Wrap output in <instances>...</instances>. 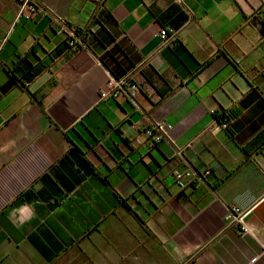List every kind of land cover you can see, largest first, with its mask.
<instances>
[{"label": "crops", "instance_id": "obj_1", "mask_svg": "<svg viewBox=\"0 0 264 264\" xmlns=\"http://www.w3.org/2000/svg\"><path fill=\"white\" fill-rule=\"evenodd\" d=\"M0 264H264V0H0Z\"/></svg>", "mask_w": 264, "mask_h": 264}, {"label": "built area", "instance_id": "obj_2", "mask_svg": "<svg viewBox=\"0 0 264 264\" xmlns=\"http://www.w3.org/2000/svg\"><path fill=\"white\" fill-rule=\"evenodd\" d=\"M23 2L25 0H19ZM33 9V7H31ZM83 34L74 33L72 37H69L66 41L68 46L71 48L72 52L79 51L85 44L83 39ZM160 38L162 40L163 46H174L178 43L177 32L169 27H163L160 31ZM128 89L130 91H136L137 87L130 78H116L114 77L107 84V89L101 92V98H116L124 93H127ZM229 122H223L221 125L224 129L229 128ZM172 129V125L165 122H158L148 126L144 130L145 136H147L151 145H156L161 143L164 139L169 138V132ZM173 177L178 185L183 189L191 188L196 180H202L211 175L209 170H205L202 173H195L192 170H173ZM247 212L242 211L238 207H233L226 216V220L229 223L238 225L239 231L241 233H247L249 228L246 227L244 219Z\"/></svg>", "mask_w": 264, "mask_h": 264}, {"label": "trees", "instance_id": "obj_3", "mask_svg": "<svg viewBox=\"0 0 264 264\" xmlns=\"http://www.w3.org/2000/svg\"><path fill=\"white\" fill-rule=\"evenodd\" d=\"M78 32V34H82V32L81 31H77ZM84 37V36H83ZM84 40H85V37L83 38ZM64 45L66 46V48L67 49H69V46H68V44L65 42L64 43ZM220 117H219V121H220V123L222 124L223 122H226V121H229V118L226 116V115H223V114H221V115H219Z\"/></svg>", "mask_w": 264, "mask_h": 264}, {"label": "flooded vegetation", "instance_id": "obj_4", "mask_svg": "<svg viewBox=\"0 0 264 264\" xmlns=\"http://www.w3.org/2000/svg\"><path fill=\"white\" fill-rule=\"evenodd\" d=\"M68 50H69V51H72L70 47H69V49H68Z\"/></svg>", "mask_w": 264, "mask_h": 264}]
</instances>
